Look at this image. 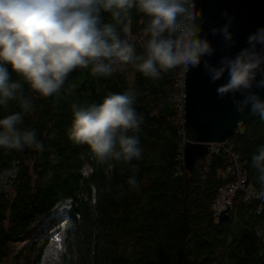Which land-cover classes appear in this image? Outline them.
Wrapping results in <instances>:
<instances>
[{
  "label": "trees",
  "instance_id": "trees-1",
  "mask_svg": "<svg viewBox=\"0 0 264 264\" xmlns=\"http://www.w3.org/2000/svg\"><path fill=\"white\" fill-rule=\"evenodd\" d=\"M130 16L125 34L111 13H102L103 22L114 24L142 54L148 17L136 8ZM183 73L179 66L151 78L128 64L116 65L110 76H96L90 67L77 68L51 97L24 83L32 109L20 127L34 130L43 149L0 147V264L9 245L22 239L30 241L14 254L15 264H41L57 240L60 264H264L260 202L239 191L219 220L214 214L220 188L234 180L227 173L229 154L212 150L192 171L186 168ZM12 79L23 83L15 73ZM126 91L135 93L134 107L144 117L136 133L142 156L113 161L106 172L87 145L69 139L72 105L99 104L110 93ZM15 112L23 109L8 101L0 106V119ZM227 145L239 153L248 182L258 191L252 156L264 145V118L242 122ZM85 165L92 169L88 175ZM133 175L138 189L127 182ZM52 213L49 227L33 230Z\"/></svg>",
  "mask_w": 264,
  "mask_h": 264
},
{
  "label": "clouds",
  "instance_id": "clouds-1",
  "mask_svg": "<svg viewBox=\"0 0 264 264\" xmlns=\"http://www.w3.org/2000/svg\"><path fill=\"white\" fill-rule=\"evenodd\" d=\"M133 8L148 17L142 54L114 24L102 19V13H111L127 34L125 22L130 21ZM223 15L226 23L211 32L232 47L233 17L227 11ZM203 21L195 0H0V106L16 100L23 109L0 119V147L43 149L34 130L20 127L23 115L32 109L24 83L33 92L51 97L77 68L90 67L93 75L110 76L116 65L131 64L144 76L159 78L179 66L189 71L203 65L212 83L225 80L218 85L217 95H231L237 113L264 118V96L259 91L264 90V27L248 35L247 47L213 64L206 57L214 56L216 48L203 35ZM12 73L23 83L13 80ZM135 99L134 92L126 91L110 93L99 104L72 105L69 139L87 145L95 162L106 165V172L113 169V161L130 163L142 156L136 133L144 117L137 113ZM252 167L260 185L252 196L264 201V145L253 154ZM85 168L88 175L92 169ZM127 182L138 189L134 175Z\"/></svg>",
  "mask_w": 264,
  "mask_h": 264
},
{
  "label": "water",
  "instance_id": "water-1",
  "mask_svg": "<svg viewBox=\"0 0 264 264\" xmlns=\"http://www.w3.org/2000/svg\"><path fill=\"white\" fill-rule=\"evenodd\" d=\"M198 10L203 13L204 36H207L216 48L212 57H206L210 63L219 64L221 57L234 56L240 49L247 47V37L257 28L264 27V0H195ZM227 11L233 17L231 31L234 43L228 47L219 35H212L211 29L226 23L223 13ZM183 133L186 139L183 154L186 168L193 170L199 158L208 156L212 143L230 139L247 119H255L247 111L239 114L235 110L231 95L220 97L216 89L225 80L212 83L203 65L183 73ZM226 79V78H225ZM264 96V90H259ZM239 98V94L237 97ZM231 207L227 202L224 212Z\"/></svg>",
  "mask_w": 264,
  "mask_h": 264
},
{
  "label": "built area",
  "instance_id": "built-area-1",
  "mask_svg": "<svg viewBox=\"0 0 264 264\" xmlns=\"http://www.w3.org/2000/svg\"><path fill=\"white\" fill-rule=\"evenodd\" d=\"M184 140L186 142L185 137ZM228 140L223 142L212 143V150L222 148L229 154V168L227 173L228 174L231 173L234 176V180L232 182L220 188L218 199L214 203L213 206L214 214L216 219L218 220L225 213L224 210L226 207V203L227 202L231 203L233 196L237 192L239 191L243 192L246 198H254L252 196V193L256 191L248 182L247 174L244 172L242 164L239 159V153L234 149L233 146L227 145ZM257 200L260 202L259 210L264 209V201H261L259 199Z\"/></svg>",
  "mask_w": 264,
  "mask_h": 264
},
{
  "label": "rangeland",
  "instance_id": "rangeland-1",
  "mask_svg": "<svg viewBox=\"0 0 264 264\" xmlns=\"http://www.w3.org/2000/svg\"><path fill=\"white\" fill-rule=\"evenodd\" d=\"M182 79H183V77H182ZM178 80H180V77L178 78ZM62 209H64V208L62 207ZM53 217H54V213H52L48 218L42 219V221L39 224H37L36 226L33 227L35 229H33V228L32 229L37 231V230H40L42 228L49 227V226H45V225ZM29 241H30V239H22V240L17 241V242L16 241L12 242L9 245L8 253L5 255L4 260L2 261L1 264H15L14 263V254L18 253ZM59 247H60V241L57 240L41 264H60V259H59L60 248Z\"/></svg>",
  "mask_w": 264,
  "mask_h": 264
}]
</instances>
